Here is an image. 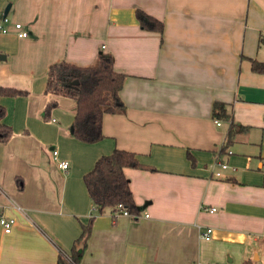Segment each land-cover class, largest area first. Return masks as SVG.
Masks as SVG:
<instances>
[{
  "label": "crops",
  "instance_id": "0c3cea01",
  "mask_svg": "<svg viewBox=\"0 0 264 264\" xmlns=\"http://www.w3.org/2000/svg\"><path fill=\"white\" fill-rule=\"evenodd\" d=\"M8 5L0 87L28 95H0L14 130L0 142V217L16 221L10 233L0 225V264H59L71 253L92 217L84 176L116 149L155 171L125 170L140 214L97 215L80 264H264V74L251 68L264 62V0H0V21ZM137 10L163 21V34L142 30ZM101 52L127 75L126 111L106 114L105 139L84 144L70 130L75 101L45 94L47 75ZM217 101L249 128L224 151L230 122L216 125ZM208 227L211 240L201 237Z\"/></svg>",
  "mask_w": 264,
  "mask_h": 264
},
{
  "label": "trees",
  "instance_id": "16d2710c",
  "mask_svg": "<svg viewBox=\"0 0 264 264\" xmlns=\"http://www.w3.org/2000/svg\"><path fill=\"white\" fill-rule=\"evenodd\" d=\"M136 17L142 30L163 34V21L137 10ZM264 45V38L259 41ZM253 72L264 74V62L251 59ZM45 94L54 97H68L75 101L74 121L71 126L72 136L84 144H96L103 139V119L106 114H123L126 107L120 97L127 75L116 71L114 58L109 53L101 52L91 66H79L62 61L50 67L47 75ZM79 81V83H75ZM0 95L6 97H25V90L0 87ZM58 107L57 100L50 102L44 110V118L48 119L52 110ZM215 120L230 122L223 151L233 143L237 134L249 128L234 123L227 105L215 102L212 107ZM7 115L5 107L0 106V142H8L13 136V128L5 124ZM70 129V130H71ZM192 164L195 160L188 151ZM126 169H140L155 171V168L144 165L139 155L125 150H114L111 154L102 156L95 163L94 168L84 176V183L93 205L92 217L87 224L82 225V232L73 244L69 260L59 255V264H80L92 233L95 217L105 209L111 208L115 212L127 211L131 217L138 218L139 207L135 203L129 179L125 175ZM121 211V212H122ZM244 264H250L245 262Z\"/></svg>",
  "mask_w": 264,
  "mask_h": 264
},
{
  "label": "built area",
  "instance_id": "2783aa9c",
  "mask_svg": "<svg viewBox=\"0 0 264 264\" xmlns=\"http://www.w3.org/2000/svg\"><path fill=\"white\" fill-rule=\"evenodd\" d=\"M8 18L7 17H3L0 21V33L2 34H7L9 33V30L8 28L5 26L6 23H8ZM15 30H16V33H17V37L19 38H27L29 36V33L24 29L23 25L18 23V24H15ZM216 122V125L217 126H221L222 122L220 120H215ZM51 153L53 155V158L57 161L58 163V166L59 168L63 169V170H67L68 167H69V163L67 161H62L60 160L59 158V152L56 150V149H53L51 150ZM229 154H232V152L230 151ZM228 164L226 163H222L221 164V169L222 170H227L228 169ZM216 177L217 178H220L222 177V173L221 172H217L216 173ZM120 210V212L122 211V206H119L118 208ZM217 211V208H212L210 209V212L211 213H214ZM122 215L124 216H129L131 217V215L127 212V211H122L121 212ZM146 218L149 217V215H145ZM16 221L14 218H7L5 216H2L0 217V225L3 229V231L5 233H10L13 229V226L15 225ZM212 234H213V229L212 228H207V229H204L202 232H201V237L205 240H211L212 238Z\"/></svg>",
  "mask_w": 264,
  "mask_h": 264
},
{
  "label": "rangeland",
  "instance_id": "374dc122",
  "mask_svg": "<svg viewBox=\"0 0 264 264\" xmlns=\"http://www.w3.org/2000/svg\"><path fill=\"white\" fill-rule=\"evenodd\" d=\"M55 109H57V108H55ZM55 109H54V110H55ZM54 110H53V111H54ZM53 111H52V112H53ZM71 112H72V110L70 111V114H71ZM51 116H52V117H51L50 119H48V120H41V121H43V122H45V123H52V119L55 118V115H53V113H52ZM13 132H14V130H13ZM57 148H58V147H57ZM44 149H49V146L45 147ZM58 152H59V151H58ZM63 256H64V259H65V260H67V261L69 260V258H68V254H67V255H63Z\"/></svg>",
  "mask_w": 264,
  "mask_h": 264
},
{
  "label": "water",
  "instance_id": "95a60500",
  "mask_svg": "<svg viewBox=\"0 0 264 264\" xmlns=\"http://www.w3.org/2000/svg\"><path fill=\"white\" fill-rule=\"evenodd\" d=\"M10 7H11L10 5L7 6V8H6L5 12H4L3 17H7L8 13H9V10H10ZM1 58H4L5 59V57H1ZM75 83L77 84V83H79V81H76ZM71 131H73V129H71Z\"/></svg>",
  "mask_w": 264,
  "mask_h": 264
}]
</instances>
